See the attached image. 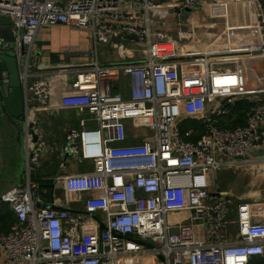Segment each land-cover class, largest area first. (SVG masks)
<instances>
[{
    "label": "built area",
    "instance_id": "built-area-1",
    "mask_svg": "<svg viewBox=\"0 0 264 264\" xmlns=\"http://www.w3.org/2000/svg\"><path fill=\"white\" fill-rule=\"evenodd\" d=\"M199 1L182 0L179 8L195 10ZM156 12L150 2L123 8L117 0H0V16L11 18L16 39L28 177L0 200L18 221L0 235L8 264H249L264 258V215L240 204L239 233L230 237L227 202L210 192L211 172L261 151L257 130L264 104L252 107L247 124L235 129L206 116L211 103L217 117L229 113L226 106L244 91V66L257 54L239 46L183 60L177 42L155 26ZM59 25L91 32L87 62L39 65V34ZM114 36L144 45L139 61L126 68L103 64L100 47ZM187 37L180 33V39ZM124 71L131 78L129 98L114 90ZM41 111L77 114L78 126L69 128L63 151L94 167L60 179L68 195L85 197L88 217L36 207L42 197L30 174L46 147ZM187 118L204 122L197 142L186 140L179 127ZM98 215L104 218L101 230L88 220Z\"/></svg>",
    "mask_w": 264,
    "mask_h": 264
},
{
    "label": "crops",
    "instance_id": "crops-1",
    "mask_svg": "<svg viewBox=\"0 0 264 264\" xmlns=\"http://www.w3.org/2000/svg\"><path fill=\"white\" fill-rule=\"evenodd\" d=\"M59 1L66 3L69 0ZM145 2L157 7L156 15L153 14L154 24L167 34L169 40L177 42V55L183 60L200 52L231 51L238 49L239 46L253 49L257 54L255 55L257 60L244 64L246 65L243 70L244 91L240 90L241 93L234 95V98L235 101L248 99L251 102L264 104V41H259V33L263 31L264 34V0H200L197 8L189 12L180 10L182 0H117V4L123 8L140 7ZM173 5H177L178 8L173 9ZM138 17L142 19L144 13L140 12ZM181 32L189 37L180 39ZM91 37L89 30H80L67 25L44 28L36 42L37 52H40L39 56L36 55L39 65L47 68L66 63L87 62L91 57ZM141 50L131 39L122 40L120 36H114L108 43L101 45L100 57L105 65L126 68L139 61ZM68 52L77 55L65 56ZM196 73L195 70L190 75L195 76ZM182 74L185 72L183 71ZM257 77H261V80H257ZM114 90L125 98L130 97L132 84L126 71L115 83ZM207 108L210 111L207 117H217L214 114L217 107L213 108V103L208 104ZM39 120L46 147L38 164L32 169L31 183L40 193L42 203L47 199L49 206L56 203L59 208H67L73 214L88 217L84 211L85 197L68 195L60 179L62 176L86 172L94 167L91 162L79 163L63 151L69 128L78 126L77 114L70 111L54 114L41 111ZM258 126L257 132L263 144L262 151L264 121ZM128 127L130 130L131 125ZM17 135L16 128L7 118L0 116V200L5 192L27 182L25 159L23 151L21 158L22 149L18 148ZM133 143L135 141H129V144ZM70 159L78 166L70 165ZM210 192L212 198H221L227 202L228 233L230 237L235 238L239 233L240 204H249L255 216L264 215V155L251 154L245 159L235 160L231 165L211 172ZM186 216L187 214H184V217ZM93 217L88 218L93 228L104 229L103 216ZM17 222L11 206L0 202V235L14 228ZM0 264H8L1 250Z\"/></svg>",
    "mask_w": 264,
    "mask_h": 264
},
{
    "label": "water",
    "instance_id": "water-1",
    "mask_svg": "<svg viewBox=\"0 0 264 264\" xmlns=\"http://www.w3.org/2000/svg\"><path fill=\"white\" fill-rule=\"evenodd\" d=\"M186 11L189 12L190 10ZM15 42L16 39L11 18L8 16H0V116L7 118L12 126L16 128L18 132L17 140L20 143L22 136L20 128L22 125L21 117L24 112L25 101L24 90L20 80L18 59L15 55ZM37 55L39 56L40 52H37ZM69 55L73 56L77 54H72V52L65 54V56ZM252 155H264V150L254 152ZM18 186L22 187L23 184H19ZM51 187L54 188L53 185ZM36 207L58 208L57 206H49V200L47 199L43 204H37ZM249 264H264V258L254 257Z\"/></svg>",
    "mask_w": 264,
    "mask_h": 264
},
{
    "label": "trees",
    "instance_id": "trees-1",
    "mask_svg": "<svg viewBox=\"0 0 264 264\" xmlns=\"http://www.w3.org/2000/svg\"><path fill=\"white\" fill-rule=\"evenodd\" d=\"M255 102H251L248 99H237L233 105L226 104L229 109V113L224 116L215 117L219 121L221 128L235 129L247 124L248 113L251 108L254 107ZM214 117V116H213ZM179 127L186 140L197 142L205 134V125L203 120L187 118L179 122ZM189 131H193V135L186 138L185 134ZM12 229H10L9 233ZM5 233V234H6Z\"/></svg>",
    "mask_w": 264,
    "mask_h": 264
},
{
    "label": "rangeland",
    "instance_id": "rangeland-1",
    "mask_svg": "<svg viewBox=\"0 0 264 264\" xmlns=\"http://www.w3.org/2000/svg\"><path fill=\"white\" fill-rule=\"evenodd\" d=\"M136 45L138 46L139 49H142L144 47V45L140 44L139 42H137ZM32 64H34V61L33 60H32ZM20 128H21L22 136H21V139H20L21 142L18 144V148L19 149L20 148L22 149L20 152L22 153V151H23V157L25 159V135H24V129H23L22 125L20 126ZM69 163H70V165H77L75 162H73L72 159L69 160Z\"/></svg>",
    "mask_w": 264,
    "mask_h": 264
}]
</instances>
